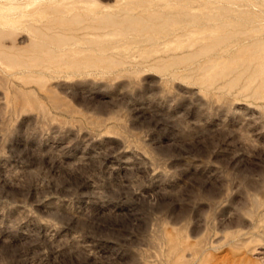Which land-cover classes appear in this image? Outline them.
I'll return each instance as SVG.
<instances>
[{"label":"rangeland","instance_id":"1","mask_svg":"<svg viewBox=\"0 0 264 264\" xmlns=\"http://www.w3.org/2000/svg\"><path fill=\"white\" fill-rule=\"evenodd\" d=\"M243 263L264 0L0 3V264Z\"/></svg>","mask_w":264,"mask_h":264},{"label":"bare ground","instance_id":"2","mask_svg":"<svg viewBox=\"0 0 264 264\" xmlns=\"http://www.w3.org/2000/svg\"><path fill=\"white\" fill-rule=\"evenodd\" d=\"M11 2V1H15V0H0V3H4V2ZM18 1V0H16ZM7 4V3H6ZM198 19V18H197ZM196 35V34H195ZM257 203V201H255ZM258 205V204H257ZM179 257V256H178ZM232 262V261H231ZM221 263V262H220ZM230 263V262H229ZM244 264V263H243Z\"/></svg>","mask_w":264,"mask_h":264}]
</instances>
